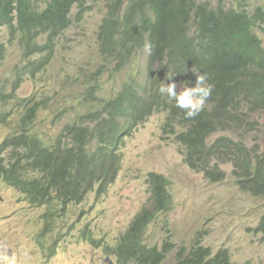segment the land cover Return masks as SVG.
I'll use <instances>...</instances> for the list:
<instances>
[{
  "label": "trees",
  "instance_id": "16d2710c",
  "mask_svg": "<svg viewBox=\"0 0 264 264\" xmlns=\"http://www.w3.org/2000/svg\"><path fill=\"white\" fill-rule=\"evenodd\" d=\"M91 1L105 5L95 52L103 64L96 62L95 71L83 69L77 78L66 74L55 82L56 90L62 87L58 92L69 90L77 98L61 114L74 113L75 120L57 138L46 140L38 124L41 114L52 109L51 90L19 98L18 87L25 76L35 79L46 74L60 51L57 41L73 26L75 8L80 9L77 16L82 20ZM202 4L197 0H0V28L8 27L24 49L15 89L0 83V105L14 103L12 110L0 113V126L11 128L0 143V183L13 186L32 205L40 202L54 208L47 214L39 244H47L42 239L54 228L61 209L64 213L92 193L107 194L123 164L120 146L124 139L164 110L171 114L166 126L178 132L177 140L191 168L219 184L226 177L222 166L234 153L239 161L235 166L241 170L236 172V185L253 198H264V153L240 140L246 131L260 126L258 121L249 125L247 120H264V9L250 13L247 0H238L229 9ZM146 51L140 80L138 72H131L132 78H125L116 95L101 98L104 76L123 73L133 59L144 58ZM193 71L207 76L212 93L197 116L185 118L184 111L161 96L158 88L161 82L193 87L197 78ZM219 131L239 140L225 136L209 144L208 138ZM244 172L252 177L242 181ZM149 178L152 203L122 237L119 247L123 252L117 264H166L174 249L178 252L173 264H233L227 249L215 254L201 233L179 248L168 241L157 242L153 249L145 244L154 221L174 210L168 178L158 173ZM258 228L264 234V215ZM63 237L59 235L56 245ZM133 257L137 262H129Z\"/></svg>",
  "mask_w": 264,
  "mask_h": 264
},
{
  "label": "rangeland",
  "instance_id": "374dc122",
  "mask_svg": "<svg viewBox=\"0 0 264 264\" xmlns=\"http://www.w3.org/2000/svg\"><path fill=\"white\" fill-rule=\"evenodd\" d=\"M197 1L202 5L209 4L213 9H229L238 4V0ZM94 2L86 5L87 11L82 20L77 16L80 9L75 8L73 26L57 41L60 51L46 74L35 79L25 76L18 87L19 98L29 97L37 90H51L52 111L44 112L40 122H45L43 118L48 117L49 126L55 123L57 127L46 135L41 123L38 124V130L44 133L46 140L57 138L65 126L75 120V114L71 113L60 121L59 115L64 116L65 107L73 106L71 101L77 98L69 95V90L58 92L62 87L56 90L55 82H61L66 74L77 78L83 69L95 71L96 62L98 66L103 64L98 61L95 52L99 46L97 31L105 16V5ZM247 5L253 14L259 7L264 9V0H247ZM262 26L264 28V24ZM261 37L264 41V33H261ZM19 43L17 35L11 37L8 27L0 28V46L4 50L0 52V83L7 84L9 90L15 89L17 68L23 61L24 49ZM147 58L148 51L144 58L133 59L123 73L105 75L99 96L109 100L116 95L125 78H132L131 72H138L137 79L140 80L139 73ZM66 82H71V79ZM176 84L180 91L183 90V83ZM13 107L14 103L6 107L0 105V113ZM71 111L78 112L73 107ZM170 115L167 110L160 111L132 130V137L126 141L123 149L120 173L115 182L109 185L107 194L97 196L92 193L84 202L66 208L64 213L61 209L60 216L55 218L54 228L42 239L44 244L47 243L45 246L38 243V237L45 228L47 214L53 213L54 208L40 202L32 205L13 186H0V251L4 247L9 249V255L15 254L17 257V264H117L118 255L123 252L119 247L122 237L129 230L134 217L152 203L148 178L151 173H158L166 176L170 182L174 210L154 221L145 241L150 249L157 242L164 241L176 243L179 248L190 244L201 233L204 244L214 253L227 249L233 264H264V234L258 228L264 215V198H253L235 184L236 172L240 173L241 170L235 166L239 161L234 153L222 166L227 177L219 184L211 183L203 174L191 168L185 160V150L177 140L178 132L173 133L166 126ZM257 121L260 122L258 129L246 131L240 140L263 154L264 120H247V124ZM169 123L174 125V120L170 118ZM10 132L9 126H0V143ZM225 136L239 140L232 133L219 131L208 138V143L214 144ZM60 234H64V237L56 245ZM177 250L170 254L166 264L174 263ZM129 262H137L136 257Z\"/></svg>",
  "mask_w": 264,
  "mask_h": 264
},
{
  "label": "clouds",
  "instance_id": "9594fccd",
  "mask_svg": "<svg viewBox=\"0 0 264 264\" xmlns=\"http://www.w3.org/2000/svg\"><path fill=\"white\" fill-rule=\"evenodd\" d=\"M147 47L148 46L146 45V48ZM193 72L197 73L195 86H193V87L184 86L183 90L178 92L176 90L177 84L175 82H172V83L161 82L160 86L158 88V93L161 96H166L168 98L169 102L174 101V106L176 108H179V109L184 111L185 118H193V117L197 116L203 110L207 100L209 99V97L211 96V93H212V85L206 84L207 76L200 74L199 72H196V71H193ZM171 77H172V75H168V79H171ZM51 111L52 110L45 111V112L50 113ZM42 114H41V116H42ZM68 115L66 117H68ZM41 116H40V118H41ZM59 117H60V121L63 120V118H64V117H61V114L59 115ZM42 121H45V122H41L42 124L46 123V126H42L44 132L45 131L47 132L46 135L49 134L50 132H52L57 127L55 125V123H53V125L51 127L49 126V118L48 117L43 118ZM131 137H132V134L130 136L126 137L124 139L123 144H121V146H120V153L122 155V162H123V149L125 147L126 141ZM226 177H227V173H226ZM245 177H252V175L250 173L244 172L242 174V181H244ZM236 182H237V179H236ZM236 182H235V184H236ZM0 186L7 187L8 185L4 184V183H0ZM22 195L24 198H26V196L24 194H22ZM0 264H17V257L15 256V254L9 255V249L4 247L3 250L0 251Z\"/></svg>",
  "mask_w": 264,
  "mask_h": 264
},
{
  "label": "bare ground",
  "instance_id": "6f19581e",
  "mask_svg": "<svg viewBox=\"0 0 264 264\" xmlns=\"http://www.w3.org/2000/svg\"><path fill=\"white\" fill-rule=\"evenodd\" d=\"M83 124V123H82ZM94 129V128H93ZM133 130V129H132ZM149 180H150V178H148ZM148 180V181H149ZM150 182V181H149ZM151 183V182H150ZM151 187V186H150ZM157 204H158V202H157ZM157 204H156V206H157ZM155 207V206H154ZM151 208V207H150ZM149 211V210H148ZM153 211V210H152ZM144 214H146V213H144ZM147 215H149V213L147 214ZM156 215V214H155ZM145 216V215H144ZM135 217H137V216H135ZM135 217H134V220H135ZM153 223V222H152Z\"/></svg>",
  "mask_w": 264,
  "mask_h": 264
}]
</instances>
